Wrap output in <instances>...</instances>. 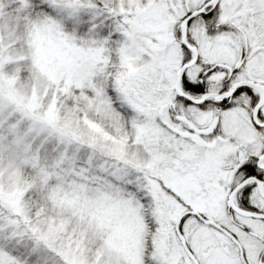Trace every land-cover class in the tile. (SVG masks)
<instances>
[{
	"label": "snow or ice",
	"instance_id": "snow-or-ice-1",
	"mask_svg": "<svg viewBox=\"0 0 264 264\" xmlns=\"http://www.w3.org/2000/svg\"><path fill=\"white\" fill-rule=\"evenodd\" d=\"M0 264H264V0H0Z\"/></svg>",
	"mask_w": 264,
	"mask_h": 264
}]
</instances>
